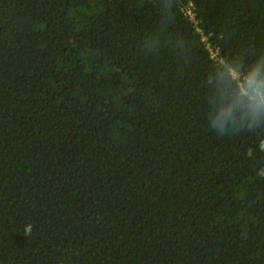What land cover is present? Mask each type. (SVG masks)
Returning a JSON list of instances; mask_svg holds the SVG:
<instances>
[{"label": "trees", "instance_id": "trees-1", "mask_svg": "<svg viewBox=\"0 0 264 264\" xmlns=\"http://www.w3.org/2000/svg\"><path fill=\"white\" fill-rule=\"evenodd\" d=\"M207 45L264 53V0H0V264H264V154L206 126Z\"/></svg>", "mask_w": 264, "mask_h": 264}, {"label": "clouds", "instance_id": "clouds-1", "mask_svg": "<svg viewBox=\"0 0 264 264\" xmlns=\"http://www.w3.org/2000/svg\"><path fill=\"white\" fill-rule=\"evenodd\" d=\"M211 63L205 80L209 91L206 126L220 138L242 132L257 134L258 142L247 156L264 154V53L242 46L230 55L218 54ZM257 174L264 178V167ZM30 233L28 225L25 235Z\"/></svg>", "mask_w": 264, "mask_h": 264}, {"label": "built area", "instance_id": "built-area-1", "mask_svg": "<svg viewBox=\"0 0 264 264\" xmlns=\"http://www.w3.org/2000/svg\"><path fill=\"white\" fill-rule=\"evenodd\" d=\"M183 10H184V12H185V14L192 20V21H194V22H196V20H195V18H194V14H193V12H192V10H191V4H187L186 6H184V8H183ZM191 13V14H190ZM207 47H208V49H209V51H210V55H211V57H213V58H215V59H217V51L216 50H213L211 47H209L208 45H207Z\"/></svg>", "mask_w": 264, "mask_h": 264}, {"label": "rangeland", "instance_id": "rangeland-1", "mask_svg": "<svg viewBox=\"0 0 264 264\" xmlns=\"http://www.w3.org/2000/svg\"><path fill=\"white\" fill-rule=\"evenodd\" d=\"M191 14V13H190Z\"/></svg>", "mask_w": 264, "mask_h": 264}]
</instances>
